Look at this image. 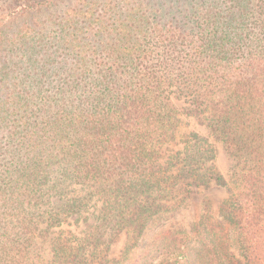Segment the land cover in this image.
Wrapping results in <instances>:
<instances>
[{
    "label": "trees",
    "instance_id": "obj_1",
    "mask_svg": "<svg viewBox=\"0 0 264 264\" xmlns=\"http://www.w3.org/2000/svg\"><path fill=\"white\" fill-rule=\"evenodd\" d=\"M37 1L0 0V264H31L39 238L90 206L85 247L54 251L98 264L87 252L124 236L122 264L214 184L229 194L219 219L205 200L190 231H159L160 251L264 264V0H77L55 42Z\"/></svg>",
    "mask_w": 264,
    "mask_h": 264
},
{
    "label": "rangeland",
    "instance_id": "obj_2",
    "mask_svg": "<svg viewBox=\"0 0 264 264\" xmlns=\"http://www.w3.org/2000/svg\"><path fill=\"white\" fill-rule=\"evenodd\" d=\"M76 1L77 0L37 1V22L40 25L39 27L42 28L44 35L47 36L49 40L55 42L54 37H57L61 30V26H58V24L63 22V19L68 15V7L74 5ZM180 104L181 103L178 102V105ZM183 129L199 132L202 136L208 135V130L205 127L198 125L192 120H186ZM217 166L227 179H231L229 177L233 174V166L226 153L221 148L219 149ZM232 187L234 188L235 186L233 185ZM228 196L227 188L219 187L215 184L212 185L210 189H199L197 193L192 196V199L186 208L180 210L173 217L161 221L160 225L156 226L145 235L142 241V243H144L143 245L147 246L145 255H141L143 249V246H141L126 256L127 259L122 264H136L142 262L146 255L147 262L144 261L145 264H161L164 261L172 264V249H161V251L159 249L160 246L157 239L159 231L162 229L167 231H177L181 229L190 231L193 227V223L196 222L202 214L203 203L205 200L210 201L213 216L215 219H219L218 214L220 202L225 200ZM93 212L94 208L90 206L86 211L84 210L81 215L71 216L62 226L52 229V235L48 242L42 237L39 238L36 246H34L31 264H70L68 263V259H70L71 256L63 257L57 254V252L54 251L52 239L58 238L63 243H68V246L70 247H85L83 240L87 229H92L95 226L100 225V221L95 220ZM86 218L89 219L85 220ZM105 229L109 231L108 228ZM110 236H108L109 238H104L105 240H100L102 243L100 246L102 253L97 255L98 258L92 257L89 252H87V256L85 257H88L90 261H95V263L98 264H117L113 261H117L123 257L127 239L124 236L118 238H112Z\"/></svg>",
    "mask_w": 264,
    "mask_h": 264
}]
</instances>
